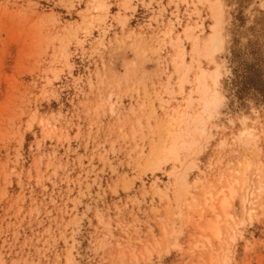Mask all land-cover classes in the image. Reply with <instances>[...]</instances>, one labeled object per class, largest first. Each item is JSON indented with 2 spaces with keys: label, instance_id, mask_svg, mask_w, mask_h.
<instances>
[{
  "label": "rangeland",
  "instance_id": "374dc122",
  "mask_svg": "<svg viewBox=\"0 0 264 264\" xmlns=\"http://www.w3.org/2000/svg\"><path fill=\"white\" fill-rule=\"evenodd\" d=\"M222 2L225 105L189 168L191 160L161 161L173 142L201 139L194 126L204 106L191 82L181 85L196 77L178 66L212 33L213 0H0V260L134 264L162 225L171 233L180 223L181 247L167 264L220 258L213 229L198 225L216 218L208 206L221 211L231 197L227 178L246 174L258 190L264 166V144L240 139L239 119L226 122L247 117L257 135L264 124V9L259 0ZM252 199L258 209V191ZM217 219L226 233L224 211ZM232 253L235 264H264L259 212Z\"/></svg>",
  "mask_w": 264,
  "mask_h": 264
},
{
  "label": "snow or ice",
  "instance_id": "6c2138e0",
  "mask_svg": "<svg viewBox=\"0 0 264 264\" xmlns=\"http://www.w3.org/2000/svg\"><path fill=\"white\" fill-rule=\"evenodd\" d=\"M7 7V6H6ZM121 7H130L128 4L121 5ZM213 11L212 16V33L208 36L203 43L195 42L193 44L192 50V60L191 63L187 59L184 60L183 64L178 66L183 68L185 75L191 76L195 74V80H185L181 79V85L191 82L194 85V91L199 96V103L204 106V113L201 118L199 129L201 139H193L190 143L185 141L179 148L174 145L172 149L167 151V156L161 163H171L175 165L178 162L191 160L189 168L195 167L196 161L195 157L203 151L204 144L207 140H211L212 137L208 135L207 129L210 125L214 126L221 119L220 110L225 105V97L222 94L221 83L222 78L228 77L230 75L229 71V61L227 58L228 47L230 41L225 35V26L228 24V19L224 10V5L222 0H213L210 5ZM259 7L264 9V0H259ZM251 10L249 15H251ZM127 25V18L125 17L122 21ZM70 55V53H67ZM186 55V54H185ZM221 57H224L223 59ZM43 96L51 98L54 93L49 92L45 89L42 92ZM193 101L191 97L189 98V104L191 105ZM264 111V109H262ZM115 115V113H113ZM151 119V115L149 116ZM237 119L241 125L244 126V131L240 133V139H247L249 144L256 143L260 141L264 144V124L261 125L259 134L257 135V129L247 127V117H230L227 118L226 122L228 124L234 123ZM255 123V122H253ZM177 170L173 168V173ZM188 169H184L183 173H180V178L177 183V199L180 200L181 194L179 189L187 185L186 176ZM194 174V173H193ZM240 184V181L236 182ZM249 180L245 177L243 181V186L230 189L231 197H226L223 202L224 214L228 217L229 223L226 225V233L220 230H216V239L220 242L219 247H213V255H219V259H214L212 264H235L232 253V246L237 238L241 229L249 222L250 219L255 218V213L259 212L261 219H264V166L261 168V181L258 190H252L249 187ZM259 194V208H256V200L252 199L256 194ZM251 193V195L249 194ZM239 200V205L236 206L235 201ZM253 211H249V207ZM215 212V209H213ZM89 210H86L88 213ZM231 212L232 215L228 216ZM241 212L243 215H241ZM96 218L103 220L102 212L97 209ZM219 218V217H218ZM80 217L76 218V223L78 224ZM184 225L179 224L177 228L173 225V231L170 233L167 225L161 226V231L156 233L150 239V242L145 245L143 249L140 250V255L143 256V260L135 261L134 264H167L164 259L169 255L173 249H179L180 239L184 234ZM100 246V245H99Z\"/></svg>",
  "mask_w": 264,
  "mask_h": 264
},
{
  "label": "bare ground",
  "instance_id": "6f19581e",
  "mask_svg": "<svg viewBox=\"0 0 264 264\" xmlns=\"http://www.w3.org/2000/svg\"><path fill=\"white\" fill-rule=\"evenodd\" d=\"M210 35H211V33H210ZM185 74V73H184ZM203 106V105H202ZM171 116V115H170ZM198 118V120L196 121V123L195 122H193V123H195V126H194V130L195 131H199V129H200V127H201V124H200V121H201V119H199V116L197 117ZM193 119H194V117H193ZM175 120V118L174 117H169V121L171 122V121H174ZM183 120V119H182ZM168 122V121H167ZM191 122V121H190ZM169 125V124H168ZM166 127V126H165ZM162 128V127H161ZM160 128V129H161ZM187 128V127H186ZM188 129V128H187ZM190 129V128H189ZM168 131H170V129L168 130ZM187 131V130H186ZM243 131H244V129H243ZM172 132V131H171ZM200 132V131H199ZM170 133V132H169ZM190 133V132H189ZM192 133V132H191ZM182 135L183 134H181V133H179V136L177 137V138H175V141H177V139L178 138H180V137H182ZM190 135V134H189ZM192 135V134H191ZM160 137V136H159ZM158 137V138H159ZM185 141H187V140H185L184 139V141H183V143L185 142ZM187 142H189L190 143V141H187ZM170 143V142H169ZM167 144V143H166ZM176 144V143H175ZM173 145H174V142L170 145V147H168L167 148V150H170V149H172V147H173ZM162 147V146H161ZM165 147H167V146H165ZM162 150V149H161ZM166 154V153H165ZM167 155V154H166ZM161 159V158H160ZM157 160V159H156ZM247 166L246 167H248L249 168V166H250V163H247L246 164ZM247 168V169H248ZM250 169V168H249ZM181 173V172H180ZM177 177V176H176ZM245 177H247L248 178V180H249V182H250V177L249 176H247L246 174L244 175V178H242V180H241V187L243 186V181H244V179H245ZM228 179V182H229V184L228 185H226V187L225 188H228L227 190H229L230 191V189L231 188H233V187H235V184H237L236 182L237 181H239L237 178H232V179H230V178H227ZM239 186V185H238ZM224 188V189H225ZM186 189V188H185ZM221 192V191H220ZM230 193H231V191H230ZM228 195V194H227ZM225 198L226 197H224V200H225ZM194 199V198H193ZM224 200H222L223 202H224ZM219 202V207L222 209H220L221 211H224V208H223V202ZM208 206V205H207ZM208 208L210 209V212H212V213H215V219H208V220H204V223L200 226V225H198L199 227H200V229L201 230H204V229H213L212 230V234H214V235H216V230H218L217 229V222H218V219H217V217H219L220 216V213H221V211H218V208L216 207V205H210V207L208 206ZM213 209H215V212L213 211ZM202 210V209H201ZM200 210V211H201ZM218 211V212H217ZM202 212H204V211H202ZM202 214V213H201ZM201 214H200V217H201ZM228 215L229 216H231L232 214L231 213H228Z\"/></svg>",
  "mask_w": 264,
  "mask_h": 264
},
{
  "label": "clouds",
  "instance_id": "9594fccd",
  "mask_svg": "<svg viewBox=\"0 0 264 264\" xmlns=\"http://www.w3.org/2000/svg\"><path fill=\"white\" fill-rule=\"evenodd\" d=\"M0 264H5V261L3 260H0ZM16 264H24V262H21V261H17Z\"/></svg>",
  "mask_w": 264,
  "mask_h": 264
}]
</instances>
